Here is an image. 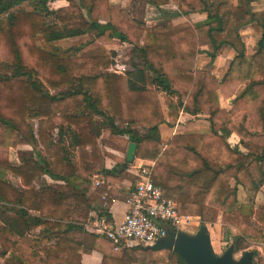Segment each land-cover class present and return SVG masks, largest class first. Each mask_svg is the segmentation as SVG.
Here are the masks:
<instances>
[{
  "label": "trees",
  "instance_id": "16d2710c",
  "mask_svg": "<svg viewBox=\"0 0 264 264\" xmlns=\"http://www.w3.org/2000/svg\"><path fill=\"white\" fill-rule=\"evenodd\" d=\"M65 1L53 9L48 0H0V145L28 147L17 149L16 162L0 157V174L22 186L0 177L3 264H80L93 252L101 264H156L152 249L114 252L85 228L93 203L108 193L105 183L93 188V175L121 179L129 165L124 157L105 169L101 146L126 153L129 143L136 158L154 162L152 181L179 213L201 216L208 205L221 212L222 226L239 231L234 252L247 248L243 240L264 245V201L255 213L253 202L238 199L264 185V10L254 11V0H140L177 6L147 25L109 0ZM191 13L206 18L191 23ZM171 16L188 21L173 24ZM246 26L258 36L253 54L240 34ZM113 39L130 45L124 74L108 71ZM205 45L211 60L222 47L234 52L220 80L195 68ZM217 91L233 97L228 110ZM183 110L207 113L210 132L162 143L159 126L176 124ZM231 134L239 145H230ZM165 257L164 264H186L173 251Z\"/></svg>",
  "mask_w": 264,
  "mask_h": 264
},
{
  "label": "crops",
  "instance_id": "0c3cea01",
  "mask_svg": "<svg viewBox=\"0 0 264 264\" xmlns=\"http://www.w3.org/2000/svg\"><path fill=\"white\" fill-rule=\"evenodd\" d=\"M146 8H149L153 11L152 17H148L145 19L147 25H154L159 23L160 21L167 19L168 14H172L176 11L177 6L174 3H169L161 6L160 8H156L152 5L145 4ZM252 9L254 11L264 10V0H254L251 3ZM122 7V6H121ZM205 14L203 13H191L189 15V21L191 23H198L205 20ZM170 20L173 24L184 23L187 20L184 16H171ZM240 34L242 36V40L245 43L246 53L253 54L256 50V42L258 40V36L251 33L250 28L248 26L242 28L240 30ZM123 46H127L130 48V45L127 43H122ZM116 52L115 47H111ZM201 52L196 55L195 58V68L204 69L209 68L211 73L216 77L217 80H220L227 70L231 58L233 57L234 52L228 47H222L218 52H216L214 59L211 60L209 57V53L213 51L210 45L202 46ZM219 106L223 109L228 110L231 107V99L233 97L223 96L220 91H217ZM208 114L207 113H198L191 114L187 110L180 111L178 120L176 124L172 126H168L166 124H161L159 126L160 139L162 143H166L174 134L179 133H209L210 126L208 123ZM110 134V130L108 128H104L101 132V139H108ZM123 137H127L124 135ZM231 140H234V143L231 144ZM228 142L230 145H239V138L235 134H231L228 138ZM101 151L104 158V167L105 169H112L115 165H118L124 157L126 158V153H122L120 151L114 150L109 147L101 146ZM142 159H138L134 156L132 162H129V165L125 169V176L121 179L117 176L116 179H106L104 178V183L106 184V188L108 191V198L111 199V204L109 206L110 221L120 222L124 212L127 209L126 199L130 196L132 190L134 189V182L136 180V176L133 174L130 166L134 163ZM146 161V160H143ZM96 175V174H94ZM93 175V176H94ZM101 175V174H98ZM134 178V181L133 179ZM264 186V185H262ZM261 186V187H262ZM260 187V188H261ZM259 188V189H260ZM99 203L94 202L93 207L97 206ZM205 208H212L208 205L203 206L202 212H204ZM214 209V208H213ZM217 216L221 218V212L216 210ZM95 208H92V216L94 215ZM209 234L211 233L209 230ZM86 229L90 232L93 230L89 225H86ZM96 233V232H94ZM217 234L214 233V237ZM153 254H156L159 251L153 250ZM115 252V251H114ZM156 262V260H155ZM80 264H101V254L99 252H93L91 254H83L81 257Z\"/></svg>",
  "mask_w": 264,
  "mask_h": 264
},
{
  "label": "built area",
  "instance_id": "2783aa9c",
  "mask_svg": "<svg viewBox=\"0 0 264 264\" xmlns=\"http://www.w3.org/2000/svg\"><path fill=\"white\" fill-rule=\"evenodd\" d=\"M127 70L125 63L117 61L108 68L116 74H124ZM153 165V161L139 160L130 166L136 180L120 222L110 221L105 214L109 213L107 192L101 194V203L92 207L95 212L92 216L91 210L85 228L89 225L93 232L105 236L115 252L133 245H153L167 236L168 229L185 232L198 228L201 223L200 216L179 213L176 203L162 196L161 188L152 181ZM92 179L94 189L104 184L101 175L96 174Z\"/></svg>",
  "mask_w": 264,
  "mask_h": 264
},
{
  "label": "rangeland",
  "instance_id": "374dc122",
  "mask_svg": "<svg viewBox=\"0 0 264 264\" xmlns=\"http://www.w3.org/2000/svg\"><path fill=\"white\" fill-rule=\"evenodd\" d=\"M49 6L53 9L65 6L67 5V2L65 0H48ZM109 2L112 5L115 6H122L125 9V12L130 17H137L142 19H147L148 17H152L153 11L149 8H146L144 2L140 0H109ZM125 14V15H126ZM100 22H104V17L100 14L98 17ZM70 42V41H69ZM106 47L110 48L115 47L116 48V56L115 60L113 61V64L115 61L119 63H125L127 65L129 54H130V48L127 46H123L121 42H119L117 39L110 40L106 42ZM128 66V65H127ZM129 69V66H128ZM34 126L36 124V121H33ZM35 128V127H34ZM231 144L234 143V140L230 141ZM28 148L27 146L20 145L17 147H2L0 145V157L7 158L11 162H16V151L17 149H24ZM7 179L12 185H14L17 188H21V181L18 177L15 175L9 173V172H3V174H0V177ZM39 184V180L34 181L33 186L37 187ZM239 201H249L253 202L254 204V212H258L260 206L262 205L264 201V186H262L258 190H250V191H242L239 193ZM217 209L213 208H205L204 212L201 214V223L198 228L192 229L189 228L188 231H185L188 235H195L197 231L205 226H209L210 232V239H211V245L213 252L217 255H221L224 251H226L231 245L234 243L235 237L238 236L240 233L235 228L230 226H222L221 218L217 216ZM217 212V213H216ZM220 212V211H219ZM255 218V215L253 216V219ZM256 227H260L257 223H255ZM264 231V226L261 227ZM208 229V227H207ZM32 233H36L35 231ZM214 233L217 234L216 237H214ZM242 246H247V248L234 252L231 255V259L233 262L239 261L241 258L242 252L244 251H256V256L254 257V263L255 264H264V245L261 243L243 240V242H240ZM156 264H164L166 261V250H162L160 252H157L156 254H153ZM0 264H3L2 257L0 256Z\"/></svg>",
  "mask_w": 264,
  "mask_h": 264
},
{
  "label": "water",
  "instance_id": "95a60500",
  "mask_svg": "<svg viewBox=\"0 0 264 264\" xmlns=\"http://www.w3.org/2000/svg\"><path fill=\"white\" fill-rule=\"evenodd\" d=\"M136 145L129 143L126 159L132 162L135 156ZM145 248L155 251L170 250L177 254L186 264H252V252H242L241 258L233 262L231 255L233 248L229 247L221 255L213 252L210 234L207 227H201L195 235H188L183 231L176 232L168 229V234L162 240Z\"/></svg>",
  "mask_w": 264,
  "mask_h": 264
}]
</instances>
